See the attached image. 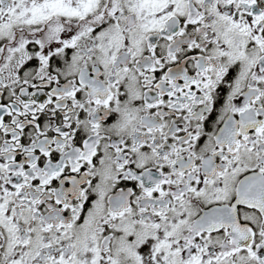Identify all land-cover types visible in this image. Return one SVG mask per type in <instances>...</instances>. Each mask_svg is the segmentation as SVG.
<instances>
[{
	"label": "snow or ice",
	"instance_id": "snow-or-ice-1",
	"mask_svg": "<svg viewBox=\"0 0 264 264\" xmlns=\"http://www.w3.org/2000/svg\"><path fill=\"white\" fill-rule=\"evenodd\" d=\"M0 264H264V0H0Z\"/></svg>",
	"mask_w": 264,
	"mask_h": 264
}]
</instances>
